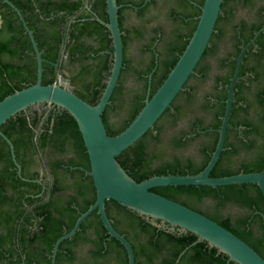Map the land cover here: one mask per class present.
<instances>
[{"label":"flooded vegetation","instance_id":"obj_1","mask_svg":"<svg viewBox=\"0 0 264 264\" xmlns=\"http://www.w3.org/2000/svg\"><path fill=\"white\" fill-rule=\"evenodd\" d=\"M6 1L19 11V6L22 3H28L29 0H0V45L8 37L6 34L8 31L5 32L4 29L17 34L23 27L16 11ZM81 1L77 11L80 15L91 14V17L87 19L91 22L96 21L97 18L100 19L92 11L91 5L87 3L88 0ZM159 5V0H119V6H122L119 9V19L123 27L122 37L125 38V43L135 40L137 35L143 39L144 70L137 76L144 86L145 72L152 67L147 75L148 81L150 77V88L152 83L162 78L178 54L177 49L188 40V31L197 23L198 6L202 5V0H166L165 18L172 23L173 28L170 30L152 24ZM35 12L27 8L25 15L32 20ZM59 16H63V13L60 12ZM70 19L63 28L49 21L34 24L38 38L45 40L47 44L45 52L51 55L50 60L45 61L49 67L45 68L42 74L46 79H51L58 72L66 77L70 68H77V63L70 62L66 52L69 43L76 44L75 41H69L67 35ZM102 34H105L106 38L110 37L105 32ZM16 38L17 40L14 39L13 42L15 47L20 45L22 33ZM56 38L59 40L57 50L53 46ZM253 40L254 43L249 45ZM82 41L88 44L90 42L85 38ZM244 48L246 49L233 90L234 103L231 108L229 127L226 130L223 151L216 165L219 169L235 175L253 173L259 167V163L264 160V0H223L209 45L184 90L176 97L170 108L171 113L176 108L183 113L171 127H175L179 120L188 116L187 126L169 136L165 134L164 126H161V141L155 146L165 159L168 157L165 161L170 163L173 158H177L182 165L193 163L194 169L205 167L204 164L209 161L218 141V130L225 111L227 90L237 67L238 57ZM2 63L19 65L20 60L15 61L7 55H2L0 65ZM90 63L88 61L87 65ZM79 68H77L78 72ZM191 82L193 84H190ZM198 83L207 84L208 88L198 93L200 90L197 88ZM41 107L43 106H34L20 112L21 116L31 122L34 121L35 112L43 113L36 139L41 136L48 116V112L40 110ZM49 111H53V108L50 107ZM54 111L61 110L56 107ZM49 127L52 128L53 124ZM173 139L179 140L177 147L172 143ZM192 145L196 158L175 154L186 151ZM65 154L55 151L51 144L45 146L41 152L30 146L24 158L21 157L24 173L28 176L27 179L21 180L35 185L27 190L29 192L27 199L32 200L33 203L30 206L25 205L26 209L32 210L37 205L43 206L50 200L63 201L67 196L75 195L74 190L70 188L75 181H78L80 173L85 174L87 170L83 167H69L67 171L66 166H60L59 161L62 159L77 158L73 150L69 149ZM262 166L264 167V161ZM53 176L63 189L54 190ZM15 200H18L16 196ZM204 201L206 198L201 199L200 202ZM73 209L79 213L76 206ZM191 210L200 214L206 213L198 206ZM105 213L113 229L131 246L134 264H197L195 253L189 251V247H182L189 240L187 234L177 228L171 230L170 226L161 225L157 220L143 218L112 201L105 205ZM32 220L34 223L37 222L35 219ZM50 221L49 227L46 228L48 237L53 231L51 226L56 220ZM56 223V230L64 232L63 235L72 229L68 230L70 221L67 219L57 220ZM153 224L161 225V227L157 228ZM43 242L44 240L38 239L30 245L31 248L27 251L31 255L30 264L52 263V250L46 251ZM195 244L196 241L190 247ZM209 255H211L210 252ZM204 259L205 264H212L211 256L205 255ZM54 264H128V258L123 246L107 235L97 212L94 211L80 224L72 238L60 244Z\"/></svg>","mask_w":264,"mask_h":264},{"label":"trees","instance_id":"obj_2","mask_svg":"<svg viewBox=\"0 0 264 264\" xmlns=\"http://www.w3.org/2000/svg\"><path fill=\"white\" fill-rule=\"evenodd\" d=\"M116 1L117 5H119V0ZM203 1L204 0H202V4ZM13 2L15 3V1ZM81 3V0H29L28 3H22L19 6V11L28 29L32 32L38 50L44 60L42 65L43 70L49 67L45 61H47V59L50 60L51 55L45 52L44 49L47 44L45 40L38 38L34 24L49 21L63 28L69 18H71L67 26V35L69 41H75L76 44L69 43L66 47V52L69 61L73 64L77 63V66L80 67V71L76 76L69 78V81L73 84L76 79H81L82 83L81 88L72 91V93L88 104L95 105L101 97L110 74L112 65V45L110 37L106 38L105 34H102V32H105L107 36L109 35V32L103 25L96 21L91 22L87 20L91 17V14L80 15L77 12ZM87 3L91 5V9L97 14V17L103 22H107L105 0H88ZM27 8L34 12L36 11L35 17L33 18L35 22H33V19L30 20L26 17L25 12ZM60 12L63 13V16H59ZM83 18L86 20L83 21ZM118 22L122 32L123 27L119 19V11ZM195 26L196 23L188 31V40ZM4 31H8L6 33L8 37L5 42L0 45V57H2V55H7L12 60H20V64L2 63L0 65V101L16 91L33 85L36 81L37 68L33 48L24 28L22 27L17 34L14 32L10 33L9 29H4ZM20 33H22L21 43L19 46L15 47L13 46L14 39L17 40L16 37L20 35ZM139 37L141 38V36L137 35V38ZM83 38L90 41L89 44L88 42H83ZM188 40L181 48L177 49L178 54H176L173 62L168 66L162 78H160L158 82L151 84L150 97L173 68L185 49ZM122 43L124 52L126 43L123 37ZM58 45L59 40L56 38L53 42V46L56 50ZM88 61L91 62L89 65H87ZM151 68L146 70L145 76L143 77L144 86L142 95L127 100L124 105L128 115L127 119H125L116 130H112L106 123V115L110 109L115 107V102H120L121 100V77L123 73L129 69L125 56L123 55V68L118 84L113 91L109 105L105 108L101 116L109 136H115L122 132L143 107L147 91V75L151 72ZM55 75L56 73L51 79H46L44 75H42V84H53ZM42 106L51 107L53 111H44L48 112V116L39 138L36 139V134L38 135L37 130L43 113L35 112L33 122L28 121V119L21 116V113H18L0 127V131L12 143L15 160L21 169V177L23 179L28 178L24 173L21 157L24 158L30 146L36 151L40 150L41 152L45 146L51 144L54 150L62 155H66L65 153L69 149L75 152L77 156L76 159L65 158L59 161L60 166L67 167V171L69 167H83L85 170L89 171L88 157L83 146L81 135L73 118L63 109H60V112H55L54 108L56 107L54 106ZM181 115H183L182 110L176 108L174 112L171 113V109L169 108L155 123L153 130L148 131L133 146L123 151L116 158L125 172L137 183L153 176L195 175L204 169H194L193 163L182 165L177 158H173V161L169 163L165 161L168 157L165 159V156L159 153L155 146L161 141V126L163 127L165 124H174ZM52 124L53 127H49L52 126ZM27 132L29 134H27ZM42 138H44L43 141ZM172 143L177 147L179 145V140L173 139ZM152 161L158 162L159 165L152 167ZM263 161L259 163V167L256 168L254 172H260L264 168L262 166ZM206 164H204V166H206ZM80 174L78 181H75L70 188L74 190L75 195L67 196L63 201H58L57 199L50 200L44 203L43 206L37 205L32 210H28L25 208V205L30 206L33 202L27 199L29 194L27 190L30 186L35 185L30 182L26 183L17 176V170L11 159L9 147L0 137V264H30L31 255L27 251L31 248L30 245L38 239L44 240L43 245L45 250L51 252L55 241L64 234V232L62 233L56 230V221L63 218L69 220L70 224L68 230L71 229L80 213L86 211L88 206L92 205L91 203L95 201V189L92 179L86 176L84 172ZM225 176H231V174L223 169H219L217 165L210 173V177L213 178ZM53 177L54 190L59 191L63 189L58 185L55 176ZM150 191L180 203L189 209L197 207L196 203L200 202L203 198L210 200L212 213L206 212L202 215L230 231L264 259V199L256 185L241 184L216 188L193 186L160 187L151 189ZM15 196L19 201L15 200ZM182 197L186 199H182ZM109 202L111 201H106L105 205ZM229 204L240 206L244 209V213L236 218L224 216V210ZM74 206L77 207L79 213H76V210L73 209ZM32 219H35L37 222L34 223ZM51 219L56 221L53 222L51 226L53 227V231L51 232L52 237L51 235L48 237L46 235L48 233L46 228L49 227ZM186 234L189 240L186 241L182 247H189L188 250L195 253L197 264H199V262L205 264V255L212 257V264L227 263V257L217 253L216 249L210 248L206 242H198L190 247L197 238L191 233L187 232ZM39 250H41V248H39ZM209 252L211 255H209ZM229 264L234 263L230 262Z\"/></svg>","mask_w":264,"mask_h":264},{"label":"water","instance_id":"obj_3","mask_svg":"<svg viewBox=\"0 0 264 264\" xmlns=\"http://www.w3.org/2000/svg\"><path fill=\"white\" fill-rule=\"evenodd\" d=\"M222 2L223 0H204L203 4L198 6L199 15L195 29L173 68L151 97L149 95V77L147 94L141 110L122 132L115 136H109L101 116L109 105L123 68V33L118 22V11L122 6L117 5L116 0H105L107 22L96 19L109 32L112 45V65L101 97L95 105H90L67 88L55 84H42L44 60L38 50L33 34L28 29L21 13L6 1L16 11L29 37L37 68L36 81L33 85L16 91L0 101V127L18 113L34 106L49 105L65 110L75 121L81 135L89 163V171H85V174L92 179L95 189L93 205L79 215L69 233L61 236L54 243L51 264H54L60 244L72 238L78 231L80 224L94 211L97 212L107 235L125 249L128 264H134L131 246L123 236L113 229L106 216V201L115 202L143 218L157 220L161 225L170 226L171 230L177 228L183 233L193 234L197 238L196 243L206 242L210 248L216 249L217 253L225 255L228 259L226 264L230 262L234 264H264V259L260 255L227 229L198 212L150 191L160 187L216 188L254 184L258 187L264 199V168L260 172L254 173H239L218 178L209 176L223 151L231 108L234 103L233 90L238 79L240 62L247 47L241 51L238 57L237 67L227 90L225 111L218 130L216 147L201 172L185 176H153L137 183L116 160L123 151L133 146L148 131L153 130L155 123L166 110L171 108L178 94L184 90L186 83L194 73L209 45L212 34L215 32ZM254 40L249 45L253 44ZM0 137L9 147L17 176L24 180L21 178L20 166L15 160L12 143L1 131ZM153 225L157 228L161 227V225Z\"/></svg>","mask_w":264,"mask_h":264},{"label":"rangeland","instance_id":"obj_4","mask_svg":"<svg viewBox=\"0 0 264 264\" xmlns=\"http://www.w3.org/2000/svg\"><path fill=\"white\" fill-rule=\"evenodd\" d=\"M159 1H160V5L158 7V12L153 16L154 18L152 24L157 27L162 26L163 28H167L168 30H170L173 27L171 21L165 18L167 13L166 0H159ZM142 50H143V39L140 37L136 38L135 40L129 41L125 45L124 56L127 61V65L129 69L126 70L121 77V81H122L121 100L120 102L119 101L115 102V107L113 109H110L106 115V123L112 130H116L128 117L124 106L126 101L134 98L135 96L139 97L142 95L143 84L139 80V77L137 76L139 72H142V70H144ZM77 68H79V66H77ZM77 68L76 69L70 68V71H68L66 78H64L62 76V73L60 72L56 73V77L61 76L62 78H64V80L69 81V78L74 77L79 73ZM190 84H193V82H191ZM81 85H82L81 79H76L73 84L69 81V84L67 85L66 88L72 92L81 88ZM197 85H198L197 88L200 89L198 93H202L208 88L207 84L198 83ZM40 110L49 111V107L43 106L40 108ZM187 122H188V116L179 120L178 124L175 127H171V125L165 124L164 132L165 134H167V136L173 133H177L179 130L184 129L187 126ZM164 152H166V150H164ZM175 154H180L182 155V157L189 156L192 159L193 156L194 158H196V156L193 154V145L186 151H180V153H175ZM196 160L198 161V159ZM151 166L156 167L158 166V163L152 162ZM182 199H186V198L182 197ZM196 206H198L202 210H205L208 213H212L211 201L208 199H206V201L204 202H197ZM243 213H244V209H242L240 206L235 204H229L224 210L223 215L236 218L238 216H241Z\"/></svg>","mask_w":264,"mask_h":264},{"label":"built area","instance_id":"obj_5","mask_svg":"<svg viewBox=\"0 0 264 264\" xmlns=\"http://www.w3.org/2000/svg\"><path fill=\"white\" fill-rule=\"evenodd\" d=\"M53 84L66 88L69 83L68 81L64 80V78H62L61 76H57L54 79Z\"/></svg>","mask_w":264,"mask_h":264}]
</instances>
